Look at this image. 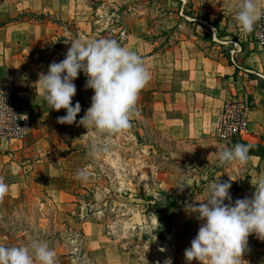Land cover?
Returning <instances> with one entry per match:
<instances>
[{
  "label": "rangeland",
  "instance_id": "1",
  "mask_svg": "<svg viewBox=\"0 0 264 264\" xmlns=\"http://www.w3.org/2000/svg\"><path fill=\"white\" fill-rule=\"evenodd\" d=\"M41 1L60 3L59 0H36ZM76 1L85 12L86 18L81 21L67 14L23 9L17 15L0 17V26L11 19L15 23L47 21L53 24L55 31L47 39L27 45L29 60L43 67L51 52L71 38H112L122 45L131 24L146 17L149 27L143 35L157 43L158 50L182 40L197 43L207 55L234 64L240 80L248 85L244 97L248 106H252V96L258 91L264 107L263 69L253 65L249 58L253 52L264 49V31L260 30L258 20L251 33L241 32L234 19L240 0H190L196 13H207L211 19L201 17L197 22H189L193 19L183 12L184 4L180 6L175 0ZM3 2L7 0H0V5ZM24 2L30 5L35 0ZM84 136L82 150L66 155L63 161L65 192L74 202L73 218H68L37 182L29 179L27 182L35 186L25 188L21 198L11 202L0 197V235L11 237L10 244L4 245L42 241L55 251V261L64 259L62 264H88L91 257L80 242L75 241L77 222L87 218L104 222L119 246L132 252L143 264H164L167 258L173 263L177 250L175 229L182 201L188 196H192L189 202L193 203L206 200L209 185L218 180L230 181L229 193L235 192L236 182L222 173L228 165L219 166L217 150L231 148L241 141L264 145L250 142L241 135L172 139L151 130L148 125L141 126L133 117L130 127L120 133ZM93 144L97 148L95 156L90 151ZM79 169L88 170L86 181L76 178ZM189 178L195 185L191 190H187V185L181 189L179 186ZM163 191L176 195L178 203L176 207L173 205L177 216L170 222L164 221L157 207L149 208L154 201L148 198H159Z\"/></svg>",
  "mask_w": 264,
  "mask_h": 264
},
{
  "label": "crops",
  "instance_id": "2",
  "mask_svg": "<svg viewBox=\"0 0 264 264\" xmlns=\"http://www.w3.org/2000/svg\"><path fill=\"white\" fill-rule=\"evenodd\" d=\"M15 1L7 0L0 5L1 18L22 13L23 9L67 14L80 21L86 18L76 0H59V4L38 3L35 0L30 5H26L24 0ZM257 2L264 8V0ZM147 20L146 17L136 19L122 44L141 56L150 73L148 83L138 94L131 117L141 126L148 125L151 130L177 140L219 134L226 103L247 95L248 85L240 80L237 67L207 55L191 40H182L158 50L157 43L143 35L149 27ZM54 31L55 26L47 21L17 22L0 27V85H11L19 95L21 107L32 115L30 130L24 138L9 140L0 137V180L7 185V192L2 197L13 202L21 198L25 188L35 186L27 182L33 179L68 218H73L74 202L65 192L63 161L66 155L82 150L81 144L85 141L84 135L88 129L79 124V120L90 107L94 90L85 87L87 77L81 72L74 80L77 91L72 98L73 105L77 101L81 105L77 120L73 124L57 122V117L65 115L66 109H52L36 82L40 73L47 72L51 62L64 59L70 41L60 43L47 57L43 67L32 63L27 56L29 43L45 40ZM249 58L253 65H260L264 73V49L253 52ZM254 93L252 97L256 105L253 103L248 108L246 127L241 137L250 142L264 143V107L260 104L262 96L258 91ZM88 133L108 135L95 129H90ZM222 173L228 179H231V175L236 182L235 192L231 195V202L234 203L238 198L252 196L254 184L264 175V160L249 155L245 164L233 163ZM170 199L172 207H176V195H171ZM190 199L192 196L182 201L176 224V264H188L184 250L190 247L201 223L196 219V213L187 210V206L193 204L189 202ZM225 203L229 201L225 200ZM77 227L78 237L75 240L82 243L93 264H143L132 252L119 246L104 222L81 218ZM9 238L0 235V244H10ZM63 260L57 259L55 264H62ZM242 260L243 264H264V237L256 233L248 236ZM191 264L201 262L193 260Z\"/></svg>",
  "mask_w": 264,
  "mask_h": 264
},
{
  "label": "clouds",
  "instance_id": "3",
  "mask_svg": "<svg viewBox=\"0 0 264 264\" xmlns=\"http://www.w3.org/2000/svg\"><path fill=\"white\" fill-rule=\"evenodd\" d=\"M264 17V8L257 0H240L234 19L242 33H251L256 21ZM64 59L49 64L47 72L39 74L36 82L52 109H66L57 117L58 123L73 124L81 105L72 104L76 94L74 80L81 72L87 77L85 87L94 90L91 105L79 124L97 132L115 134L130 127L131 113L139 92L150 79V73L141 56L112 38H71ZM87 132V133H88ZM251 144L236 143L231 148L217 150L219 166L245 164ZM93 156L96 145L91 148ZM87 169H79L76 178L86 181ZM234 180L231 175H229ZM185 185H195L191 178ZM255 185L252 196L238 198L232 203L230 181L219 180L209 185L207 199L187 206L200 221L197 234L184 250L188 264L193 260L201 264H243L242 254L248 236L256 233L264 237V175ZM7 185L0 180V197ZM228 200L229 203H225ZM55 251L46 242L33 240L29 245L6 246L0 244V264H55ZM164 264H172L167 258Z\"/></svg>",
  "mask_w": 264,
  "mask_h": 264
},
{
  "label": "built area",
  "instance_id": "4",
  "mask_svg": "<svg viewBox=\"0 0 264 264\" xmlns=\"http://www.w3.org/2000/svg\"><path fill=\"white\" fill-rule=\"evenodd\" d=\"M259 28L264 31V17L260 19ZM248 108V102L244 98L227 102L220 120L219 134L240 136L246 127L245 116ZM31 124L32 115L21 107L18 93L11 85H0V137L9 140L22 139L28 134ZM75 236L78 237L77 234ZM88 264H93L91 259Z\"/></svg>",
  "mask_w": 264,
  "mask_h": 264
},
{
  "label": "trees",
  "instance_id": "5",
  "mask_svg": "<svg viewBox=\"0 0 264 264\" xmlns=\"http://www.w3.org/2000/svg\"><path fill=\"white\" fill-rule=\"evenodd\" d=\"M155 1H164V0H155ZM180 6H182L183 4V12H185L186 15L191 16V18L193 19L192 21L189 22H197L199 19H201V17H205L207 20H211L210 16L205 13V14H200V13H196L193 9V3L188 0L183 2V0H175ZM164 7V6H162ZM202 7H199V10H201ZM196 15V16H195ZM16 21L11 19L9 20L5 25L3 24L0 27L6 26L8 24L11 23H15ZM230 62V61H229ZM231 63V62H230ZM242 144H251L249 142L246 141H241ZM251 149L249 152V155H256L259 156L261 159L264 160V145L262 144H251ZM171 193L167 192V191H163L160 194L159 198H154L152 196H150L148 199H151L154 201L153 204L149 205V208H154L157 207L159 210V213L161 214V216H163L164 221H171L174 220V218H176L177 214L174 213L173 211V207H172V203H171ZM6 206H8L6 204ZM7 237V236H6ZM172 264H176V261L174 260V262Z\"/></svg>",
  "mask_w": 264,
  "mask_h": 264
},
{
  "label": "water",
  "instance_id": "6",
  "mask_svg": "<svg viewBox=\"0 0 264 264\" xmlns=\"http://www.w3.org/2000/svg\"><path fill=\"white\" fill-rule=\"evenodd\" d=\"M193 185H187V190H191Z\"/></svg>",
  "mask_w": 264,
  "mask_h": 264
}]
</instances>
